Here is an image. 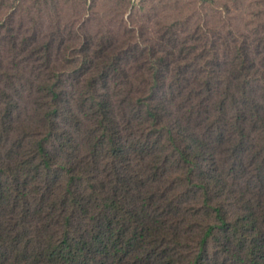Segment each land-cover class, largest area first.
I'll return each mask as SVG.
<instances>
[{
  "label": "trees",
  "instance_id": "obj_1",
  "mask_svg": "<svg viewBox=\"0 0 264 264\" xmlns=\"http://www.w3.org/2000/svg\"><path fill=\"white\" fill-rule=\"evenodd\" d=\"M182 32L85 36L75 100L47 43L33 124H15L21 93L0 78V264H264V52L254 58L245 39L223 64L219 47L198 54ZM138 53L135 74L127 62ZM176 103L196 120L177 115ZM224 141L236 158L246 146L256 165L242 173L257 191L228 183L211 149ZM137 155L155 157L146 172ZM169 183L201 202L183 210L178 192L165 201Z\"/></svg>",
  "mask_w": 264,
  "mask_h": 264
},
{
  "label": "rangeland",
  "instance_id": "obj_2",
  "mask_svg": "<svg viewBox=\"0 0 264 264\" xmlns=\"http://www.w3.org/2000/svg\"><path fill=\"white\" fill-rule=\"evenodd\" d=\"M166 24H178V28L183 30L182 37L190 38L198 46V54L202 50L219 47L223 64L226 56L233 55V43L242 47L245 39L254 58L259 59L264 52V0H0V78L11 83V90L21 93L22 107L14 120L15 124H33L39 119L35 115V89L47 72L42 65L43 47L47 43L52 46L53 64L59 70H67L64 84L75 100L84 89L83 73L75 71L84 59L85 36L93 39L114 37L116 41H122L138 35L148 41H158L167 30ZM92 46H97L96 40ZM138 57L127 62L135 74L140 72L139 65L144 62L140 53ZM224 68L225 75L229 67ZM193 75L199 76L196 71ZM114 88L117 87L113 85ZM183 107L178 103L173 106L181 118L196 120L194 116L188 117L189 106ZM2 112L0 103V118ZM137 127L135 125V129ZM12 135L17 136L16 133ZM135 137L138 141L141 135ZM232 145L233 141L213 142L211 148L229 173L225 174V178L237 190L257 191L261 186L257 179L242 173L245 167L252 169L256 165L255 162L249 163L245 149L250 146L253 150L252 140L247 141L245 152H241L239 158L233 155ZM2 146L0 148L7 154V148ZM78 149L84 150L82 142L78 144ZM133 152L137 153L135 150ZM84 155L86 152H81L78 157L84 161ZM20 158V150L16 149L13 162L18 163ZM153 159L155 157L151 155L145 159L139 155L136 157L145 172L148 161L152 162ZM171 171L174 169L164 172L163 181L169 179ZM50 183L53 184L52 179ZM171 185L169 183L165 201L178 192L181 209L201 202L197 193L190 192L188 187L179 189ZM133 197L142 201L136 194ZM160 200L157 199V202ZM150 212L155 214V211ZM182 224L184 222L179 227Z\"/></svg>",
  "mask_w": 264,
  "mask_h": 264
}]
</instances>
